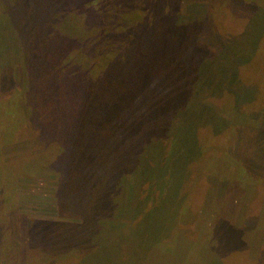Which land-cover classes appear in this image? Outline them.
Here are the masks:
<instances>
[{
  "label": "rangeland",
  "instance_id": "rangeland-1",
  "mask_svg": "<svg viewBox=\"0 0 264 264\" xmlns=\"http://www.w3.org/2000/svg\"><path fill=\"white\" fill-rule=\"evenodd\" d=\"M34 1L0 0V264H264V0Z\"/></svg>",
  "mask_w": 264,
  "mask_h": 264
},
{
  "label": "trees",
  "instance_id": "trees-1",
  "mask_svg": "<svg viewBox=\"0 0 264 264\" xmlns=\"http://www.w3.org/2000/svg\"><path fill=\"white\" fill-rule=\"evenodd\" d=\"M22 1H24V0H22ZM82 1H84V2H87L88 0H82ZM12 2H13V5H14V2H15V0H12ZM42 4H43V1L42 0H35L33 3H30L29 2V4H28V6H29V9L27 10V13L32 17V18H34V19H39V17L36 15V10L37 9H39L41 6H42ZM45 4H46V2H45ZM14 6H12V7H4L3 8V11H1L0 12V14L1 13H3V12H6V9L7 10H11L12 8H13ZM38 38H36V44L38 43V44H41L40 42H39V39L37 40ZM158 137H159V135H158ZM157 142H159V141H157ZM22 178H25V179H27V178H29V177H27V175H25V176H23ZM22 178H19L20 180L22 179ZM43 183H45V184H50L51 183V185L52 186H56L57 185V183L56 182H53V181H49V180H46L45 182L43 181ZM23 185H24V182H22V183H19V190H21V192H22V187H23ZM255 188H258V186H256ZM27 190H30V189H27ZM209 191H211V189L209 190ZM208 191V192H209ZM30 192V191H29ZM207 192V193H208ZM55 196H57V194H55ZM2 202H4V205H2L3 206V208H1V210L0 211H4V209H6V207L7 206H9V205H7L8 204V201L6 202V200H5V198L3 199V201ZM59 210H60V216H62V217H67V218H71V217H74L75 215H77V214H75L74 216H73V214H71L72 213V210H71V208H70V206L67 204V203H60V207H59ZM71 214V215H70ZM242 218H243V220L246 218H249L248 216H249V212H246V211H242ZM0 215H1V213H0ZM16 215V214H15ZM70 215V216H69ZM20 217V216H19ZM18 217V218H19ZM0 218H1V216H0ZM16 216H10V221L12 222V220H13V222H12V224H13V226H12V228H11V231H13V232H11L10 234L13 236V237H15L16 236V238H18V235H22V233L23 232H25V229L23 230L22 229V226H20V224H18V222L17 221H19V219H18ZM249 219H247V220H244V222L242 221V223H241V227H242V229L245 231V228H247V221H248ZM16 221V222H15ZM20 222V221H19ZM227 224H229V223H227ZM230 225V224H229ZM231 227H232V225H230ZM22 229V230H21ZM15 238V239H16ZM216 238H217V240H216V245H215V247H217V252H218V254L220 255V257H221V259H223V263H224V260H227L226 261V263L227 264H230V258H229V255H230V252H231V246L233 245V243H232V239H231V236H229V235H226V236H224L222 239H220L219 240V238H218V236L216 235ZM3 239H4V241H1L0 240V245L3 243V242H5V244L4 245H8L9 244V241H10V239H9V237H7V239L5 240V238L3 237ZM29 239V238H28ZM23 240V238H21V240H17L16 241V243H15V246H16V248L17 249H19V250H21V251H23V248L25 247H27L28 248V246L30 245L29 243H30V239L27 241V242H23L22 241ZM35 241V240H34ZM40 241V240H39ZM2 242V243H1ZM38 242V241H37ZM246 242V241H245ZM35 243H36V241H35ZM247 243V242H246ZM40 244L42 245V247H43V249H44V252H45V256H47V254H48V247H46V246H44L41 242H40ZM10 245H11V243H10ZM9 245V246H10ZM32 245V244H31ZM246 245V247L247 246H250L249 245V241H248V243L247 244H244V246ZM9 247L7 246V249H8ZM45 248H47V251H45ZM10 249V251H11V248H9ZM1 250V249H0ZM30 250H32V247L30 248ZM114 251H116V250H112L110 253H113ZM1 254H4L5 253V251H3V253L2 252H0ZM244 253H246L245 252V250H244V248H243V254ZM8 254V250H7V252L5 253V255L4 256H6ZM247 254V253H246ZM249 257H251L250 255H245V260H244V263L243 264H248L249 262L250 263H252L253 262V258L251 259H249ZM140 260L143 262V260L140 258ZM259 261H260V259L258 258V257H256V262L257 263H259ZM30 262V261H29ZM254 262H255V260H254ZM249 263V264H250ZM225 264V263H224Z\"/></svg>",
  "mask_w": 264,
  "mask_h": 264
}]
</instances>
